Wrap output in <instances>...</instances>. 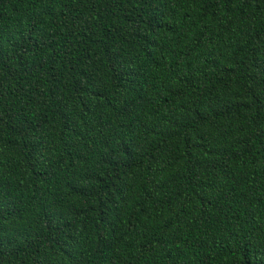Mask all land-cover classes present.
Wrapping results in <instances>:
<instances>
[{
	"label": "trees",
	"instance_id": "16d2710c",
	"mask_svg": "<svg viewBox=\"0 0 264 264\" xmlns=\"http://www.w3.org/2000/svg\"><path fill=\"white\" fill-rule=\"evenodd\" d=\"M0 264H264V0H0Z\"/></svg>",
	"mask_w": 264,
	"mask_h": 264
}]
</instances>
